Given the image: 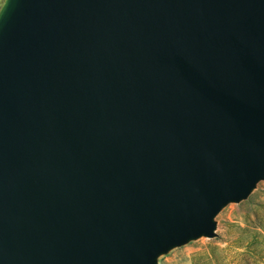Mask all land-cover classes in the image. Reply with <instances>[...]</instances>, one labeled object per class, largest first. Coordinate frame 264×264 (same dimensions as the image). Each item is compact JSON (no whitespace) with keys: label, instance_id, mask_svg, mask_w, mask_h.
<instances>
[{"label":"water","instance_id":"1","mask_svg":"<svg viewBox=\"0 0 264 264\" xmlns=\"http://www.w3.org/2000/svg\"><path fill=\"white\" fill-rule=\"evenodd\" d=\"M264 180V0H5L0 264H158Z\"/></svg>","mask_w":264,"mask_h":264},{"label":"rangeland","instance_id":"2","mask_svg":"<svg viewBox=\"0 0 264 264\" xmlns=\"http://www.w3.org/2000/svg\"><path fill=\"white\" fill-rule=\"evenodd\" d=\"M215 236L173 248L158 264H264V180L215 216Z\"/></svg>","mask_w":264,"mask_h":264},{"label":"clouds","instance_id":"3","mask_svg":"<svg viewBox=\"0 0 264 264\" xmlns=\"http://www.w3.org/2000/svg\"><path fill=\"white\" fill-rule=\"evenodd\" d=\"M5 5V0H0V9H2Z\"/></svg>","mask_w":264,"mask_h":264}]
</instances>
